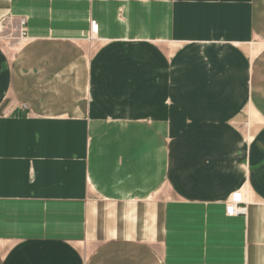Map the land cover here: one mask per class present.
<instances>
[{
  "label": "crops",
  "instance_id": "0c3cea01",
  "mask_svg": "<svg viewBox=\"0 0 264 264\" xmlns=\"http://www.w3.org/2000/svg\"><path fill=\"white\" fill-rule=\"evenodd\" d=\"M258 1L0 0L25 21L20 54L0 45V264H264V132L179 127L163 54L264 36ZM260 44L245 102L264 122Z\"/></svg>",
  "mask_w": 264,
  "mask_h": 264
},
{
  "label": "rangeland",
  "instance_id": "374dc122",
  "mask_svg": "<svg viewBox=\"0 0 264 264\" xmlns=\"http://www.w3.org/2000/svg\"><path fill=\"white\" fill-rule=\"evenodd\" d=\"M262 8L264 2L258 1L256 9ZM262 14L264 11L257 18L261 20ZM19 20L8 14L0 15V45L9 58L22 51ZM259 32L244 35L238 42H213L205 48L189 44L182 48L180 42L164 45L163 54L166 50L165 58L173 66L174 82L177 76L186 78L184 85L179 86L183 87L182 91L174 97L173 120L179 127L185 118L207 116L209 121H226L225 124L231 125L240 137H246L247 140L262 136L264 122L245 102L248 67L260 49V42L264 41L261 26ZM97 47V43L91 42L92 51ZM179 127L173 130L174 136L180 141L182 131ZM163 192L165 186L159 194Z\"/></svg>",
  "mask_w": 264,
  "mask_h": 264
},
{
  "label": "built area",
  "instance_id": "2783aa9c",
  "mask_svg": "<svg viewBox=\"0 0 264 264\" xmlns=\"http://www.w3.org/2000/svg\"><path fill=\"white\" fill-rule=\"evenodd\" d=\"M24 22V19H21L19 24L21 37L25 36V30L23 27ZM90 32L93 35L97 33V24L95 21L90 22ZM243 200V194L240 190L232 193L225 202V213L228 216H234L244 213L245 208L244 206H242Z\"/></svg>",
  "mask_w": 264,
  "mask_h": 264
}]
</instances>
